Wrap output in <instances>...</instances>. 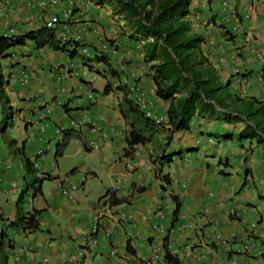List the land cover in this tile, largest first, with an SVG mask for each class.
Here are the masks:
<instances>
[{"label":"crops","instance_id":"crops-1","mask_svg":"<svg viewBox=\"0 0 264 264\" xmlns=\"http://www.w3.org/2000/svg\"><path fill=\"white\" fill-rule=\"evenodd\" d=\"M40 1L0 0V36L44 27L53 10H42ZM231 11L240 18L239 30ZM57 13L55 33L66 25L67 40L78 37L79 47L92 56L106 55L109 68L89 63L88 69L80 51L70 58L67 52L32 44L11 48L1 62L15 114L8 125L0 106V264H166L163 255L153 258L165 238L180 264H264V143L237 141L242 122L197 117L163 148L162 154L171 156L167 165L156 158L157 145L129 147L130 122L121 115L125 92L118 87H125L134 102L131 88L137 86L154 103L156 115L167 109L155 96L139 43L109 7L91 0H62ZM188 20L191 32L203 39L201 51L219 80L229 81L228 92L264 101V62L243 42L250 35L264 60V0H193ZM9 128L20 138H12ZM64 130L72 136L67 146L76 143L84 161L65 175L55 169L51 178ZM227 134L231 140L222 138ZM215 145L216 174L205 160L203 166L198 153L192 163L191 151ZM22 146L21 154L16 150ZM23 157L33 164L35 177L55 181L48 188L42 182L34 197ZM159 171L170 177L166 189ZM61 183L79 185L71 200L62 195ZM107 190L121 202L111 206L108 198L101 199ZM21 194L24 212H41L38 232L10 226ZM173 197L180 204L175 217Z\"/></svg>","mask_w":264,"mask_h":264},{"label":"trees","instance_id":"trees-1","mask_svg":"<svg viewBox=\"0 0 264 264\" xmlns=\"http://www.w3.org/2000/svg\"><path fill=\"white\" fill-rule=\"evenodd\" d=\"M97 6H106L113 17L123 22L129 31V38L137 41L143 54V62L148 65L155 96L167 103L165 124L157 125L146 118L137 105L127 98L125 87L119 88L125 92L123 100V115L130 122V132L127 145L137 144L157 145L159 154L156 158L161 164H168L171 156L162 154L163 148L170 143L173 136L179 132L189 130L194 118H223L227 123H244L243 129L237 135V141L255 140L264 143V101L255 98H241L228 92L229 81L222 83L216 71L210 66L201 51L203 39L191 32L188 20L190 6L193 0H91ZM62 2V0H61ZM56 16L60 15L56 12ZM60 20V19H59ZM32 44L35 49L49 47L52 50L67 52L70 58L78 54L79 44L74 41H62L55 33V29L41 27L20 36H0V106L4 115V122L12 124L14 109L10 105L7 94L8 81L2 74L1 62L9 56V50L15 47ZM81 54V52H80ZM82 55V54H81ZM79 55V56H81ZM81 56L85 66L92 70L93 64H103L109 68L108 58L100 53L92 58ZM111 75L115 73L110 71ZM107 85L104 92L108 93ZM163 135L160 144L158 137ZM68 130L63 131V138L57 144L54 159L58 160L64 154L67 143L71 139ZM224 140H231L232 135L222 136ZM158 141V142H157ZM15 142L10 141V145ZM23 146L16 151L22 154ZM25 167L27 188L31 197L40 192V185L49 176L35 177L33 164L27 158H22ZM72 172V171H71ZM162 187L171 185L168 174L159 171ZM108 198L111 206L121 202L114 197L113 192L107 190L101 197ZM176 202L173 217L179 211V200ZM25 197L19 195L16 201V219L10 226L20 227L25 233L40 231L38 216L40 211L24 212ZM2 240V237H0ZM3 244V240H2ZM168 238L162 241L163 261L166 264H180L178 257L170 252Z\"/></svg>","mask_w":264,"mask_h":264},{"label":"built area","instance_id":"built-area-1","mask_svg":"<svg viewBox=\"0 0 264 264\" xmlns=\"http://www.w3.org/2000/svg\"><path fill=\"white\" fill-rule=\"evenodd\" d=\"M61 0H42L39 2V7L43 10V9H48L50 8L51 10H53L52 14L50 15V17L45 20V27L46 28H53L55 27L57 24H59V19L56 15L57 12V8L60 5ZM225 5V3H224ZM63 15L65 17H67L68 13L67 12H63ZM230 19L232 20L235 29L239 30L240 29V18L238 17L237 13L235 11H231L230 13ZM247 17V16H246ZM245 17V18H246ZM64 31L60 32L58 34V38L62 41L67 40V32L68 30L66 29V25L63 26ZM78 37H76L74 39V42H77ZM243 42L245 43V45L250 48L251 52L257 57V59L259 60V62L263 63V57L261 55V52L259 50V48L252 46L253 45V38L250 35H246L243 36ZM80 52L82 55H84L85 57H89L92 58V54L90 52H88L87 49L85 48H80ZM91 55H90V54ZM236 74H239V70L235 71ZM264 84V81H263ZM131 90L133 91V93H136V98L134 100V103L137 105L138 109L144 114V116L150 120H152L155 124L157 125H161V124H165L167 122V117L166 115H156L153 113V106L154 103L151 100H148L144 94H142L139 89L137 88V86L131 88ZM91 147L93 148H97L96 145H92ZM42 154L41 151L37 152V155L40 156ZM84 181V178L82 179ZM60 188H61V193L62 195L65 197L66 200H71L72 196L75 192H77L79 190V185L78 184H71L69 187H63L62 183L60 184ZM97 231V224H93V228H92V232L95 233ZM163 255V249H162V244L160 246H157L154 250H153V258L156 260L158 259L160 256Z\"/></svg>","mask_w":264,"mask_h":264},{"label":"rangeland","instance_id":"rangeland-1","mask_svg":"<svg viewBox=\"0 0 264 264\" xmlns=\"http://www.w3.org/2000/svg\"><path fill=\"white\" fill-rule=\"evenodd\" d=\"M10 130V131H9ZM8 132H10V136L12 138H20V135L18 132H16L15 129L9 128ZM22 142H20L19 146H21ZM76 143L71 142L70 145L67 146V148L65 149V153L66 155H68V157H65L64 159H58L57 161V165L56 167L49 172L51 178L55 176V169L56 171H59L62 175H65L66 173H68L69 170H71L74 167H81L83 161H84V153H76ZM213 149H216V145L212 146L211 150H200L199 151H191L189 156L192 160V163H195L197 160H195V153H198L197 158H200L203 166H206L204 163V160L206 161V163H208L213 171L214 174H216L217 170H218V159H219V155L218 153H216V151H213ZM207 156V157H206ZM187 160V159H185ZM164 174H166V171H164ZM79 175H83V174H79ZM242 176H244V173L241 174ZM76 178H79V176H75ZM89 181H91V179H89ZM88 181V182H89ZM55 181H53L52 179L50 180H45L43 182V186L48 188L50 187ZM25 205V204H24Z\"/></svg>","mask_w":264,"mask_h":264},{"label":"clouds","instance_id":"clouds-1","mask_svg":"<svg viewBox=\"0 0 264 264\" xmlns=\"http://www.w3.org/2000/svg\"><path fill=\"white\" fill-rule=\"evenodd\" d=\"M167 104V103H166Z\"/></svg>","mask_w":264,"mask_h":264}]
</instances>
